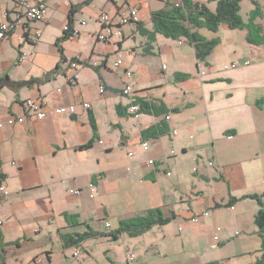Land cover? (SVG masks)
I'll return each instance as SVG.
<instances>
[{
	"label": "crops",
	"instance_id": "obj_1",
	"mask_svg": "<svg viewBox=\"0 0 264 264\" xmlns=\"http://www.w3.org/2000/svg\"><path fill=\"white\" fill-rule=\"evenodd\" d=\"M41 1L46 4L44 19L24 20L23 28L0 39V120L24 118L0 129V185L8 191L0 194V211L11 205L5 214L10 225L19 223L18 214L27 204H49L44 214L48 223L57 214L64 219L57 233L65 250L81 248L87 239L103 240L110 244L104 250L110 264H151L156 258L161 264L174 242H179L175 239H181L178 232H170L177 221L178 231L187 229L190 241L198 239L197 264H232L240 259L259 264L263 239L255 219L264 202V44L250 43L248 30L237 29L245 32L243 48L233 40L228 49L216 47L201 61L187 38L173 39L156 31L152 13L165 9L168 0ZM196 1L210 9L217 6L216 1ZM242 2L250 11L258 3L263 15L257 23L264 34V0ZM0 5V22L15 18L19 10L15 0ZM133 7L139 9V20L120 23L121 14ZM104 11L113 16L114 31L108 41L97 38ZM65 25L76 33L64 38ZM206 30L198 29L207 39L217 38ZM35 33H40L37 42L32 41ZM227 57L239 66L226 69ZM117 60L123 63L116 66ZM127 71L132 72L129 78ZM71 76L74 82L69 81ZM14 82L26 83L15 87ZM101 84L106 86L104 93ZM126 85L132 86L129 95L123 93ZM42 97L46 116L37 119L27 111L26 101ZM137 100L163 112L136 117L130 107ZM72 105L75 113L56 112ZM158 125L165 128L163 133L143 137L144 130ZM143 142L155 147L144 148ZM118 149L124 152L125 163L113 155ZM258 169L261 172L255 173ZM88 190L89 198L95 199L91 206L85 196ZM102 208L105 218L99 212ZM154 209L172 220L130 239L147 236L158 227L162 242L144 241L139 247L134 242L132 249L140 259L130 253L118 260L119 248L114 244L128 233L115 238L112 232L122 222L135 221ZM90 210L89 219H95L96 227L88 222ZM207 210L209 216L192 221L195 214ZM110 217L117 219L118 226L105 222L103 227ZM4 225L0 218L1 264H10L14 246L42 231H35L36 227L28 236L6 240ZM87 231L98 234L78 246H66L70 236ZM224 248V254L217 252ZM40 255L42 264L53 262L51 249Z\"/></svg>",
	"mask_w": 264,
	"mask_h": 264
},
{
	"label": "rangeland",
	"instance_id": "obj_2",
	"mask_svg": "<svg viewBox=\"0 0 264 264\" xmlns=\"http://www.w3.org/2000/svg\"><path fill=\"white\" fill-rule=\"evenodd\" d=\"M3 1L4 0H0V4ZM211 8H212L211 10H215V7H211ZM250 8H251L250 6L245 5V3L242 2L240 14L246 24L250 20L249 19L250 13H251ZM1 10H2V5H0V17H1ZM262 15L263 13H260L259 15H257V18L254 20V22L257 25H258L257 20H260L262 18ZM244 29H247V28H244ZM252 30H253L254 38L257 39L259 36L258 31L255 28H252ZM206 31H209V30L207 29ZM244 33L245 32L243 30L242 31L237 30V29L233 30L230 28L227 29L225 28V25L224 26L220 25L219 29L215 32V35L219 39V43L217 44L216 47H220L222 49H228L229 46L233 44V40H235L236 44L238 46H241V48H243L244 47L243 44L247 43ZM222 40H223V44L221 46ZM249 54L250 52L247 53V55ZM227 58L230 64L231 60L229 57ZM251 60H253V58ZM115 70L117 69H114V71ZM149 145L150 146H148V148H150L151 150L153 145L152 144H149ZM113 155H116L117 157L120 158V160L121 159L123 160V163H125L126 159H125V154L123 151H120L118 149ZM260 172H261L260 169L255 170V173H260ZM257 178L258 176H256L254 180H256ZM89 193H90L89 190L86 191L85 196H86L87 202L91 206L95 202V199L89 198ZM32 197L34 196L29 195V198H32ZM26 207L27 208L19 212L18 217L20 221H18L19 223L15 225H10L11 220H9L8 218L6 219V215H5L8 212H10L12 209L10 204L7 203L4 206V208H2L0 211V215L2 216L0 218H2L5 222L3 231L6 236V240H15L18 237H21L23 235L28 236L29 231L33 230L36 227L37 228L35 229V231H42L39 235L34 236L33 237L34 239L27 238V240L23 242L22 246H19V247L14 246V249H12L10 253L13 251H16V254L15 255L11 254L9 256L10 264H42V258L40 257L42 255L40 254H42L45 248H49L53 252V262L52 263L45 262V264H110V262H108L104 256V250L106 248H109L110 244L106 243L103 240L95 241L94 239H87L81 248H71V249L65 250V248L62 245V240L58 237V233H57L58 226H60L64 222L63 217H60L57 214L56 215L57 217L54 218L53 222L48 223V221L46 220L47 215L45 216L44 214L49 209V204H40V205L27 204ZM55 207L56 209H59V208H63L64 206L55 205ZM91 212L92 210L87 211L86 216L88 218V222L93 227H96L97 225L94 223L95 219L93 220L89 219L91 216ZM99 212L102 213L104 216L103 218H105L104 209L103 208L100 209ZM106 220L107 219H104L103 227L105 226V222L111 223L113 227L118 226L117 219L110 217L108 218L109 221H106ZM39 226H41L42 228ZM179 226H180V223H178L177 221H174L171 224L172 230L170 232L173 234H176V232H178L179 233L178 236H180L181 241L179 239H175L179 242H176V241L174 242V244L171 247L172 250L169 252L168 257L166 259H163V262H161V264H197L200 260L199 254H198L199 247L197 244L198 239L193 238L190 241L189 240L190 231H188L187 229L183 231H178ZM152 231L154 232H151L147 236L137 237L133 239H130L129 234H124L121 241L119 243L116 242L114 244L115 245L114 247L119 248V249H116L118 251V257H119L118 260H120V256L123 259L124 257H126V254H130V253H133L136 256L137 261L138 259H140V256H139L140 254L138 253V251H134L132 249V243L134 242L136 243L137 247L141 246V244L144 241L152 242V241L159 240L158 243L160 244L162 242V240L159 238V235L161 234V232L159 231H161V228L156 227ZM182 242H183V245L181 244ZM231 246L232 244H229L227 247H231ZM122 247H124L125 250H122ZM226 249L227 248L220 249L217 252L219 253L220 251V254L221 253L224 254ZM75 251H78L79 256L74 255ZM211 251L213 252L215 250L211 249ZM212 257L214 258V256ZM1 262L2 261H1V250H0V264ZM159 263H160V259L156 258L154 262L151 264H159ZM5 264H8V262L6 261ZM232 264H244V262L243 260L240 259L238 261H233Z\"/></svg>",
	"mask_w": 264,
	"mask_h": 264
},
{
	"label": "trees",
	"instance_id": "obj_3",
	"mask_svg": "<svg viewBox=\"0 0 264 264\" xmlns=\"http://www.w3.org/2000/svg\"><path fill=\"white\" fill-rule=\"evenodd\" d=\"M90 0H86L88 3ZM216 1L217 6L215 10H211L206 3L196 0H181L180 2L167 1V7L163 10L154 11L152 13V20L155 25L157 32L164 34L167 37L173 39L187 38L191 44H193L196 56L199 60L204 61L212 53L214 48L219 43L218 38L207 39L205 38L198 29L205 28L209 31L216 32L220 25L227 24L231 29H248L247 40L250 43L262 45L264 44L263 28L254 22L261 12L258 3L255 9L250 13V20L246 24L240 14L241 11V0H210ZM74 9L71 10V14ZM72 21V20H71ZM254 22V23H253ZM255 28L258 31V38H254L253 30ZM73 36V30L65 31L66 37ZM262 38V40H261ZM59 39L58 41H60ZM63 60H66L63 58ZM73 61H76L74 59ZM81 62V61H79ZM82 64V63H81ZM86 64V63H85ZM58 72V69L52 73ZM50 75V74H49ZM186 77V75H182ZM177 78L180 76L177 75ZM26 82H14L13 86H20ZM140 106V113L153 112L161 114L162 109L155 107L147 103L144 100H137L134 102ZM165 128L161 125L152 126L143 131V137L148 138L163 133ZM91 143L87 145L90 146ZM2 175L0 174V180ZM257 197V196H254ZM261 201V199L259 198ZM263 205V203L261 202ZM173 217H164L160 209L150 210L145 216L138 217L132 222H122L119 229L116 232H112V237H118L117 234L121 232H127L131 236H137L145 231L151 229L154 225H164L169 223ZM255 222L259 228V233L263 239V252L262 257L259 260V264H264V207H261L260 211L256 215ZM1 234V231H0ZM98 234L97 232L87 231L84 233H78L74 236H70L66 241V246H78L92 235ZM4 264V263H3ZM208 264H219L212 262Z\"/></svg>",
	"mask_w": 264,
	"mask_h": 264
},
{
	"label": "built area",
	"instance_id": "obj_4",
	"mask_svg": "<svg viewBox=\"0 0 264 264\" xmlns=\"http://www.w3.org/2000/svg\"><path fill=\"white\" fill-rule=\"evenodd\" d=\"M115 1H120V0H115ZM122 1V0H121ZM17 6H18V11L16 13V16L14 19H9L8 21H3L0 22V39H4L8 36H10L14 31H16L18 28L20 27H24L25 23L24 20H26L27 22L30 21H38V20H42L45 18L46 16V4L41 1V0H15ZM123 7V6H121ZM139 9L136 7H133L131 9V11L127 14L122 13L121 14V19H120V23L122 24H127V23H132V22H137L139 20ZM99 21L102 24V27L100 29V31L97 32V38L99 40L102 41H108L109 38L111 37V35L113 34L114 31V24H113V16L104 11L99 15ZM82 24H86L85 21L82 22ZM65 31L70 30V26L69 25H65L64 27ZM76 33V31H73V35ZM40 38V33H35L34 37L32 38L33 42H37ZM72 67L75 68L77 66V61H72ZM123 62L122 60H117L115 62L116 66L121 65ZM246 65L249 64V61H245ZM239 64L237 62H233L230 65H225V68H236L238 67ZM127 77H131L132 72L131 71H127ZM74 77L71 76L69 78L70 82H74ZM106 91V86L101 84L100 85V92L104 93ZM123 93L125 95H129L132 93V86L131 85H126L123 88ZM44 104H45V98H41V99H28L26 101V106H27V111L31 114H34L37 116V119H43L46 116V112L44 110ZM84 107L85 108H89L90 104L89 103H84ZM140 106L138 104H133L130 107V112L138 117L140 112H139ZM70 111L71 113H75L76 112V107L75 106H70V107H59L56 109V112L59 114H62L66 111ZM167 118L169 119L170 116H167ZM24 122V118L23 117H15V116H10L8 117L6 120H0V129L3 128L5 126V124H9V125H13L15 123H22ZM0 145H1V140H0ZM142 146L144 148L148 147V143L147 142H143ZM133 153H129V155H132ZM149 164L154 165L155 161L154 159H149L148 161ZM213 163L210 162V165H212ZM171 173L168 172L167 175H170ZM71 192L78 194L79 190H72ZM8 191L6 190V187L4 185H0V194H7ZM262 207H264V202ZM231 208L233 209L234 207L231 206ZM210 215V211H204L201 214H195L194 217L192 218L193 222H197L199 220V217L201 216H209ZM107 227H110V224L107 223ZM221 229L218 227L217 228V232L220 231ZM215 239H218V235H215ZM79 253L76 252L75 255H78ZM133 258V257H132ZM41 261V260H39ZM202 264V263H200Z\"/></svg>",
	"mask_w": 264,
	"mask_h": 264
}]
</instances>
